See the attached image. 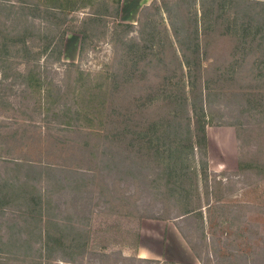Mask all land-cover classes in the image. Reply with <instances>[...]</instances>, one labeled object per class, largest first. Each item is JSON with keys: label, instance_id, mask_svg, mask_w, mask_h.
<instances>
[{"label": "rangeland", "instance_id": "374dc122", "mask_svg": "<svg viewBox=\"0 0 264 264\" xmlns=\"http://www.w3.org/2000/svg\"><path fill=\"white\" fill-rule=\"evenodd\" d=\"M160 1L163 0L143 8L140 21L126 29L117 27L123 21L111 15L103 16L94 25H83L93 15L91 6L56 16L43 5L39 11H23L20 1L0 0V42L4 33L11 31L9 44L13 46L8 62L1 65L9 78L2 84L6 94L0 101V174L42 187L47 212L60 222L81 225L88 242V249L75 256L74 262L67 261L69 255L65 258L58 252L49 261L40 259L42 264H264V79L259 76L264 77V64L258 65L264 61V37L254 35L258 32L255 26H264V5L227 1L229 9L222 13L225 26L241 23L252 34L243 39L235 54L232 39L220 41L215 23L218 13L210 14L214 28L211 55L221 60L242 59L241 67L233 74L235 78L216 89L210 109L216 122L234 123L240 137L233 126H209V174L207 180L201 178L199 185L204 193L206 185L216 186V191L220 188L221 200L217 203L216 196L204 197L203 202L213 201L214 208L209 213L208 208L204 209V223L195 217L176 218L179 208L169 194L165 175L159 176L162 171L159 163L144 150L136 152L130 133H121L122 120L126 122V114L131 116L130 110L134 108V99L142 94L140 91L132 85H127L132 89L124 86L113 90L118 126L113 132L115 136L107 140L103 133L97 134L90 127L62 125L60 122L66 117L63 110L58 111L60 121L44 119L39 96L26 90L23 80L16 78L18 71L25 72L33 65L32 60L26 63L17 52L18 47L27 43L33 50L31 55H38L35 62L40 64L43 76L62 89L66 100L72 99L67 94L75 85L78 69L99 83L113 85L114 80L122 83L132 69L133 57L141 58L133 54V49L138 51L143 46L139 31L143 28L149 31L145 26H152V22L159 29L168 26L166 15L162 17L156 7ZM104 2L112 5V13L113 0H96V8L105 9ZM237 11L244 16L242 22L236 21ZM181 15L187 19L185 10L181 9ZM26 18L34 24L26 22ZM69 29L73 31L65 33L63 62L56 60V54L42 53L52 37L58 38ZM81 30L87 35L82 54V36L78 32ZM77 34L81 36L80 46L75 42ZM170 73L167 68H150L144 83L155 84ZM166 102L145 106L141 110L142 125L149 126L161 118L168 120L172 107ZM16 160L24 165L15 166ZM240 161L246 163V169L239 170ZM30 164L36 167L31 168ZM192 177L188 175V186ZM217 182L222 184L218 186ZM16 219L23 221L25 216L14 209L0 213V236H5L2 241H10L6 240L7 228ZM163 221L172 228L178 224L200 257L191 250L193 261L183 260L177 241L164 248ZM22 234L27 235L28 230ZM164 250L166 254L161 256ZM6 256L14 258L10 253ZM0 264L33 263L0 258Z\"/></svg>", "mask_w": 264, "mask_h": 264}, {"label": "trees", "instance_id": "16d2710c", "mask_svg": "<svg viewBox=\"0 0 264 264\" xmlns=\"http://www.w3.org/2000/svg\"><path fill=\"white\" fill-rule=\"evenodd\" d=\"M17 1L22 3L20 9L23 11L27 9L39 11L41 10L40 6L43 5L44 9L53 11L56 16L61 12H74L91 6L93 15L83 23L85 26L94 25L103 16L108 15L119 20L122 2V0H113L114 11L111 13L112 5L109 2H104L105 9L101 10L96 8V0ZM227 1L175 0L169 2L163 0L158 2L157 10L162 17L166 15L168 26L159 29L157 23L152 22V26H145V28H150L149 31L144 28L139 31L140 42L143 46L139 47L138 51L133 49V54L141 58L133 57L132 69L122 83H117V80H114L113 85L99 83L96 79L90 80V74L88 75V73L78 69L74 79L75 85L67 94L71 95L72 99L66 100L64 98L66 94L63 96L62 89L55 82L49 81L46 76H43L40 64L35 62L38 55H31L33 50L27 43L18 47L17 52L22 59L26 60V63L32 60L33 65L25 72L18 71L16 78L23 80L22 84L26 90L29 89L31 93L39 96V108L43 111L44 119L51 122L52 120L53 122L55 120L60 121L58 111L63 110L66 117L61 120L62 125L73 128L87 126L97 134L103 133L107 140L115 136L113 132L118 126L113 90H118L124 86L132 89V87L127 86L132 85L140 91L142 94L134 99V108L130 110L131 116L126 114V122L122 120L124 123L121 124L123 127L121 133L125 134L126 131L130 133L132 146L136 152L141 153L144 150L143 152L154 156L159 163L162 168L159 176L165 175L166 182L170 185L169 194L174 198L177 208H179L176 218L180 216L183 218L195 217L204 223V209L208 208V213L214 210L213 201L205 200L204 203V197L216 196L217 203L221 200L220 188L216 191V186L206 185V193H204L199 185L201 178L207 180L209 174L208 127L233 126L236 128L237 137H240L234 123L216 122V118L210 109L214 102L213 96L216 89L223 87L226 82L232 81L235 78L233 76L235 70L240 68L242 64L240 57H234L229 61L228 58L223 57L221 60L211 55L212 43L210 39L214 28L210 14L218 13L215 23L220 31V41H227V38L232 39L235 44L234 54L237 53L239 46L244 43L243 39L252 35L249 33V28L241 23L240 26L236 23L233 26H225L222 13L229 9H227ZM238 1L248 5H264V2L257 0ZM181 9L185 10L187 19L182 15L180 16ZM237 13L236 21L240 19L242 22L243 14L240 11ZM26 22L34 24L33 20L29 18H26ZM134 26L135 24L124 22L117 24V27L126 29ZM255 29L258 32L254 35L260 34L263 38L264 26H255ZM68 31L73 30H66L58 38L57 36L52 37L49 45L42 50V53L49 51L48 55L56 54V60L62 61L64 37ZM78 32L82 36V54L86 48L87 35L85 30ZM18 33L21 35V31ZM10 35L11 31L4 33V39L0 42V101L6 94V87L3 88L2 84L9 78L7 73L2 71V68L6 69L5 66L1 67V65L8 62L11 55L10 49L13 46L9 44ZM135 44L139 46V43ZM263 64L264 61L258 62L260 67H263ZM70 65L76 66L75 63ZM150 68L160 70L167 68L171 73L160 78L155 84L147 85L144 82L147 80L146 75ZM259 76L264 79L262 74ZM260 81L261 78H258L257 82ZM10 85L14 84L10 83ZM159 101L163 103L168 101L166 103L172 107L171 117L168 120L161 118L151 122L149 126H143L141 110L145 106H153ZM62 106L63 108H61ZM198 153L199 155H197ZM14 162H16L15 166L18 167L24 165L17 160ZM28 166L36 167L31 164ZM246 166L243 161L238 163L239 170L246 169ZM189 174H192L193 177L188 186L186 180H188ZM71 183H77V180H73ZM71 183L69 186L72 185ZM217 184L219 186L222 182H217ZM43 193V188L37 187V184L30 185L27 180L22 182L19 177H13L11 180L7 175L0 174V213L7 209H14L18 211L19 215L25 216V220H23L25 223L16 219L8 226L9 232L8 234L6 232L8 236L6 240H10L8 243L2 241L5 238L4 235L0 236V255H2L0 258L7 261L13 259L25 263L42 264L40 259L49 261L54 258L56 253L61 252L65 258H68L67 255H69L70 258L67 261L74 262L75 256H80L88 249L87 237L84 238L83 235L84 228L81 225L60 222L52 217L47 212ZM176 225L191 250L197 257H200L189 236L178 224ZM25 229L28 230V234L23 236L22 231ZM9 246L15 250L8 249ZM31 251H34L35 254H30ZM7 253L12 254L14 258L6 256Z\"/></svg>", "mask_w": 264, "mask_h": 264}, {"label": "crops", "instance_id": "0c3cea01", "mask_svg": "<svg viewBox=\"0 0 264 264\" xmlns=\"http://www.w3.org/2000/svg\"><path fill=\"white\" fill-rule=\"evenodd\" d=\"M154 1L156 0H122V4H121V9H120V19L121 21L125 22V23H136L139 17L140 12H142L141 10H143V8L150 6ZM257 1H261L264 2V0H257ZM77 38L75 39L76 43L78 44V46H80L81 43V36L80 35H76ZM68 43V39L66 40ZM68 47V45H67ZM64 53L66 54V48L64 50ZM78 54V53H77ZM76 57V56H75ZM208 131H209V127H208ZM163 224V230H162V239H163V246L164 248H169V245L171 242L177 241V244H179L181 246L182 249V258L183 260L186 261H193L192 260V253H191V248L189 247L188 243L186 242V240L184 239V237L182 236L181 232L179 231L177 225L175 224L174 228H172L170 226L169 222H162ZM144 233L141 234L142 239L144 238ZM152 238L158 239V236H153ZM185 245V246H184ZM189 250H187L188 248ZM164 254H166V250L162 251V253L160 254L161 256H163ZM195 255V254H194Z\"/></svg>", "mask_w": 264, "mask_h": 264}]
</instances>
